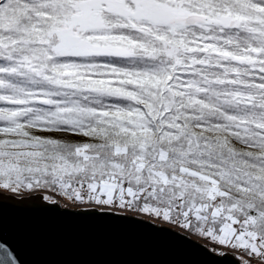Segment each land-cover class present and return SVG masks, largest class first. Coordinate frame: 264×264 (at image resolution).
<instances>
[{"label": "snow or ice", "instance_id": "snow-or-ice-1", "mask_svg": "<svg viewBox=\"0 0 264 264\" xmlns=\"http://www.w3.org/2000/svg\"><path fill=\"white\" fill-rule=\"evenodd\" d=\"M33 201L264 264V0H0V206Z\"/></svg>", "mask_w": 264, "mask_h": 264}, {"label": "water", "instance_id": "water-1", "mask_svg": "<svg viewBox=\"0 0 264 264\" xmlns=\"http://www.w3.org/2000/svg\"><path fill=\"white\" fill-rule=\"evenodd\" d=\"M47 203L0 206V245L15 248L25 264H236L233 255H213L180 232L176 237L158 230L168 227L66 213Z\"/></svg>", "mask_w": 264, "mask_h": 264}, {"label": "rangeland", "instance_id": "rangeland-1", "mask_svg": "<svg viewBox=\"0 0 264 264\" xmlns=\"http://www.w3.org/2000/svg\"><path fill=\"white\" fill-rule=\"evenodd\" d=\"M47 202V201H46ZM58 203H61V204H64V202L61 200V201H58ZM66 207V205H65ZM72 210H80L78 208H71ZM70 209V210H71ZM139 219H146V217H139ZM157 226H160V227H168L170 228L171 226L168 225V224H162V225H157ZM175 231H179L178 229H173ZM181 234H184L188 237H190L191 239H193L194 241L198 242V243H201L203 244L204 246H206L207 248H209L213 253H215L216 255H220L222 256L223 254L225 253H228V250L223 248V247H220V246H213L212 244H210L207 240L203 239V238H197L196 236H189L187 232H180ZM231 255H233L234 257H237L240 255V253L238 252H232Z\"/></svg>", "mask_w": 264, "mask_h": 264}, {"label": "trees", "instance_id": "trees-1", "mask_svg": "<svg viewBox=\"0 0 264 264\" xmlns=\"http://www.w3.org/2000/svg\"><path fill=\"white\" fill-rule=\"evenodd\" d=\"M193 236H195V235H193ZM234 263H238L239 262V264H240V261L238 260V259H235V260H232Z\"/></svg>", "mask_w": 264, "mask_h": 264}]
</instances>
